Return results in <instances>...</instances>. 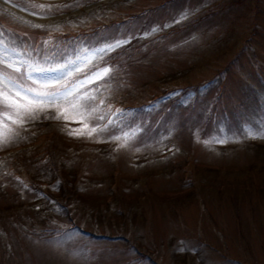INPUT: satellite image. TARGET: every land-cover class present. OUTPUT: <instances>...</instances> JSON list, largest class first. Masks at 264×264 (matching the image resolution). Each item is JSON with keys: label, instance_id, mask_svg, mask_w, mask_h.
<instances>
[{"label": "rangeland", "instance_id": "1", "mask_svg": "<svg viewBox=\"0 0 264 264\" xmlns=\"http://www.w3.org/2000/svg\"><path fill=\"white\" fill-rule=\"evenodd\" d=\"M30 1L51 9L75 4L43 12L0 0L9 14L0 13L9 61L19 42L29 52L43 49L27 25L80 26L69 39L76 55L36 62L66 64L71 75L60 82L69 86L111 68L110 77L78 91L95 97L82 102L84 111L104 117L89 119V129L114 123L91 138L70 136L83 128L73 113L49 119L56 116L49 107L39 114L46 122L35 129L53 132L45 135L48 147L55 136L65 149L56 155L66 169L56 204L28 185L48 187L49 196L59 186V176L49 183L34 164L41 137L28 126L37 119L19 128L8 121L16 135L0 147V264H264V138L242 130L245 123L264 128V0ZM13 30L23 35L14 38ZM116 40L125 43L100 65L107 53L94 49ZM63 48L58 39L46 51L57 58ZM26 68L5 71L38 87L43 75L27 69L29 79ZM108 101L134 110L110 111Z\"/></svg>", "mask_w": 264, "mask_h": 264}, {"label": "snow or ice", "instance_id": "2", "mask_svg": "<svg viewBox=\"0 0 264 264\" xmlns=\"http://www.w3.org/2000/svg\"><path fill=\"white\" fill-rule=\"evenodd\" d=\"M41 10H44V6H39ZM63 8L72 7V5L58 6ZM51 11V8L48 9ZM190 14V13H189ZM182 15L179 19L174 20V23H180L183 19H187V15ZM34 27H43L42 25H33ZM167 27V25H165ZM55 30H59L56 26ZM157 29H153L155 32ZM125 41L116 40L114 43H108L101 47L94 49L95 52L108 53L115 51L116 48L123 45ZM50 41H45V47H49ZM12 51V61H9V46L3 39V33H0V147L5 146L14 135H16L13 127L9 126L8 121L11 125L19 128L24 125L26 120H33L39 117V114L47 111L49 107H52L56 111L55 119H68L67 111L73 113L78 117L83 123V128L80 130L69 131L70 136H84L92 137L93 134H99L107 132L110 125L114 122L109 120L107 125L103 127H93L88 128L87 121L89 119L103 120L104 117H95V109L91 111H84L85 105L82 103L85 100H94L95 97L91 94L80 95L79 89L84 87L89 83H93L96 80L104 79L110 77L112 69L109 67H104L98 71L91 73L83 81H77L75 84L69 86L67 83L61 84L60 80L62 77L70 76V73H65L64 68L67 67L66 64L57 65L56 67L44 68L38 62L34 60H23L21 62L22 53L21 51L13 47ZM35 51V50H33ZM39 55V53H37ZM56 53L52 52L43 59L50 60L54 58ZM28 56H32V52L28 53ZM79 58V56L77 57ZM21 63L26 64L27 68L24 70L23 75H27L31 79L30 74L27 69H31L32 72H38L43 75V80L39 82L38 87L30 86L18 82V78H13L8 75L5 71V67H11L16 73H21ZM74 63V61H73ZM77 72L82 71V69L77 68ZM61 75L59 77L53 76L49 77L48 73H57ZM37 81L33 80L32 85H36ZM87 130V131H85ZM243 134L245 138H264V128H259L253 130L250 125L245 123L242 126ZM223 131V129H221ZM125 133V137H127ZM110 139L119 141L121 137L111 136ZM235 139V137H233ZM216 143L227 142V137L223 139H216ZM205 143H209L205 141ZM121 147L126 146L120 145ZM39 195H43L40 193Z\"/></svg>", "mask_w": 264, "mask_h": 264}, {"label": "trees", "instance_id": "3", "mask_svg": "<svg viewBox=\"0 0 264 264\" xmlns=\"http://www.w3.org/2000/svg\"><path fill=\"white\" fill-rule=\"evenodd\" d=\"M12 1H14V2H16L18 4H22L23 6L35 8V9H38V10L42 11L41 8H36V7L40 6L37 2H33V1H30V0H12ZM74 4L75 3H71L70 5L73 6ZM48 9H49V7L44 6L43 12H51V11H55V10L59 11V10L66 9V8L56 7V8L51 9V11H48ZM0 13L2 15L6 16V17L9 16V14H6L3 11L0 12ZM128 16H129L128 17L129 19L131 17H133V15H131V16L128 15ZM13 20H17V19H13ZM123 22H124V19L109 20L106 23V26H109V25H112V24L121 25ZM0 24H1V18H0ZM27 26H30L31 27L30 30H32V31H34L36 33V39L38 41L44 40V41H50L51 42L50 46L48 47L49 50L52 49V46H53L55 40L59 39L64 44V49L65 50L62 51L61 53L57 54V58H52L51 60H53V62L54 61L58 62L59 60H66V58H68L69 56L73 55V50H71V49L76 47V42L75 41H69V39L72 38L73 36L79 35L80 34L79 32H81V29H82L80 26H78V25L72 26V24H70V26L67 25L69 27L68 28H64V29L62 28V26L57 25L59 30H55L56 26L54 28H49V27H44V26L43 27H34L33 25H27ZM17 35L19 37H21L23 34L21 32H17L15 30H13V37L16 38ZM19 44H20L19 49L21 50L22 56L23 57H29L28 56L29 50H28L27 43L25 44V48H22V43L21 42H19ZM69 48H71V49H69ZM31 49H32L31 50L32 56L29 57V58L31 60H34V61H36L38 58H42L44 56H47L50 53V51H46L47 49H45V48L37 50L36 46H31ZM77 49H75V51ZM33 50H35V51H33ZM39 51H42V53H40ZM37 53H39V55H37ZM108 54L109 53L105 54L99 60L98 63L100 65H102L103 59ZM84 72H85V70L82 71V73H84ZM100 83H102V80L100 82H98L96 85H98ZM107 105H112V108L109 109L110 111H112L114 107H116L117 110H122L124 112H129V111H133L134 110V108L131 107L132 105H130L129 103L120 104V103H113L111 101H108ZM43 122H46V120L37 119L35 124H34V126H33V128H29V126H28V132L33 133L34 130H36L37 136L41 137L39 140L38 139L35 140L36 146L34 147V150H35L36 157H35V160H34V164L38 166L39 170L42 169L44 171L45 174L43 172H41L39 175H41V174L46 175L47 180H49V183L54 182L55 181L54 178L56 176H59V178L57 180L59 182V186L58 185L52 186L53 189H55L56 193L53 196H49L48 192L46 194H44L42 192L43 190H47L48 187L41 188L38 185H33L31 182H29L28 185L32 188L33 193L37 194L39 200L41 198L42 199L47 198V199H49L51 201H54V203L57 204L58 195H59V189H61V192H62L65 189V187H66L63 184V181H64L63 179H65L64 177H65L66 169H65V166H64V164L62 162V159H57V158H60V157H57L56 155H57L58 152H61V151L65 150V149L63 147H60V146L58 148H56L58 144L52 138V137H55V136H51L50 137V140L53 141V143H52L53 147L52 148L48 147V142L46 141L47 138H46L45 135L47 133H53V132H49V131L46 130L45 133H41L40 132L41 130L35 129V126L37 124H41ZM36 128H39V127H36ZM35 175H36V173H34V172L31 173V176H30V178L28 180H31L32 178H34ZM48 177H49V179H48ZM21 182L23 183V181H21ZM40 193H42L43 195H39ZM104 237H106V236H104Z\"/></svg>", "mask_w": 264, "mask_h": 264}]
</instances>
